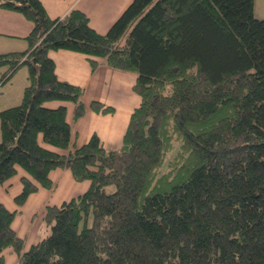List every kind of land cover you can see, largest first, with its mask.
Returning <instances> with one entry per match:
<instances>
[{
    "label": "trees",
    "instance_id": "trees-1",
    "mask_svg": "<svg viewBox=\"0 0 264 264\" xmlns=\"http://www.w3.org/2000/svg\"><path fill=\"white\" fill-rule=\"evenodd\" d=\"M32 24L28 49L0 54L1 81L27 66L17 105L0 109V184L21 169L23 206L67 169L88 181L43 215L50 233L25 249L18 211L0 201V264H264V19L254 0H132L97 33L72 10L51 19L40 0H0ZM135 75L139 98L122 144L93 134L73 145L84 89L58 79L50 51ZM97 113L112 106L92 101Z\"/></svg>",
    "mask_w": 264,
    "mask_h": 264
},
{
    "label": "crops",
    "instance_id": "crops-1",
    "mask_svg": "<svg viewBox=\"0 0 264 264\" xmlns=\"http://www.w3.org/2000/svg\"><path fill=\"white\" fill-rule=\"evenodd\" d=\"M40 2L51 19L61 18L72 10H78L88 17L92 29L97 33L103 34L123 13L132 0H40ZM263 6L264 0L259 2L254 0L253 11L255 17L264 19ZM31 28V22L22 14L15 11L0 9V54L22 52L28 49L26 36ZM49 56L54 60L55 73L58 79L78 85L84 89L83 101L85 104V114L76 121H72V104L56 101L48 104L51 107H57L62 104L66 106V119L72 126L73 145L81 146L85 144L93 134H96L106 150L119 149L130 115L139 103L138 96L132 90L135 75L110 68L103 64H99L96 69L93 70L86 57L76 52L65 50L50 51ZM21 68L22 66L17 69L16 72ZM5 70L6 67L0 68V73L2 74ZM16 72L12 75V78ZM6 82L7 81L4 83ZM92 101H98L104 105L112 106L114 108L113 113L94 112L90 108V103ZM23 175H25V173L19 169L15 177L4 184H0V190L4 191L6 194V204L10 206H6L4 202H1L9 211H18L14 220L15 218L19 219L21 217L26 203L37 201V199L34 198V194L45 193L46 191L53 192L59 189V183H67L71 187L75 185V181L69 170H52L50 172V178L53 180L54 186L51 189H38V191L29 196L23 206L17 207L14 197L19 194L22 189L20 178ZM87 186L89 187V184L86 183L84 187L86 188ZM84 190L86 189L77 191V196L83 193ZM56 193L57 191L53 197L58 196ZM73 197L76 196L69 197L60 204L52 203L51 199L41 210L44 212L47 206H59ZM34 210L36 209L34 208L31 210V213ZM12 228L19 237L25 240V249H28L31 245L38 242L27 245L26 238L17 233V230L13 227V222ZM6 250L9 252L7 256L9 262L12 261L13 255L16 259L17 255L12 249L8 248Z\"/></svg>",
    "mask_w": 264,
    "mask_h": 264
},
{
    "label": "rangeland",
    "instance_id": "rangeland-1",
    "mask_svg": "<svg viewBox=\"0 0 264 264\" xmlns=\"http://www.w3.org/2000/svg\"><path fill=\"white\" fill-rule=\"evenodd\" d=\"M259 1L262 0H257V2ZM3 73H0V79L3 76ZM27 74L28 68L27 66H24L16 72L12 80H9L10 82L7 81L9 83H4L6 78L3 79L4 81L0 80V109H5L17 105L20 102L23 89L27 84ZM86 183L89 184L88 181H75V185H73L72 187L69 186L67 183H59V189H56L53 192L46 191L45 193L34 194V198H36L37 201L33 203H26L21 217L19 219L15 218V220L13 221V227L17 230V233L20 236L26 238L27 245H31V243L41 240L42 238L47 236L51 231L50 225L46 223L43 218L45 211L43 212V210L41 209L44 207V205L51 201V199L52 203L60 204L63 200L69 197L77 196V191L87 189L88 186L86 188L84 187ZM56 191V194H58V196L53 197ZM5 197V192L0 190V201L4 202L6 206H10L9 204H6L7 202ZM34 208L36 210L31 213V210H33ZM8 254V250L3 253L4 264H19V262L17 261V257L15 259L14 255L12 261L9 262L7 260Z\"/></svg>",
    "mask_w": 264,
    "mask_h": 264
}]
</instances>
